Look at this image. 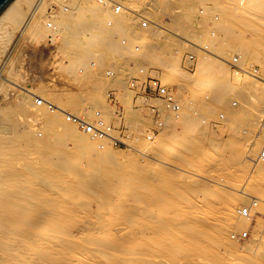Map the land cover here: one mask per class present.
Instances as JSON below:
<instances>
[{"label":"bare ground","instance_id":"1","mask_svg":"<svg viewBox=\"0 0 264 264\" xmlns=\"http://www.w3.org/2000/svg\"><path fill=\"white\" fill-rule=\"evenodd\" d=\"M22 1L27 11L17 8ZM147 1L129 0L127 6L114 2L116 6H113H121L123 11L128 4L147 9ZM158 1L164 8L182 6L187 0ZM243 1L240 7L244 9L220 10L228 19L229 26L217 28L226 33L223 40L231 43L209 40L207 45H212L216 54L209 53L215 56L216 61L210 63L207 60L199 67L197 76L191 78L180 69L179 52L169 60L163 54L154 53L153 61L142 67L143 72L149 73L150 65H154L162 72V83L175 82L182 92L178 82L183 80L189 87L197 89L195 92L201 96L206 91V94L216 93L218 102L233 93L243 113L257 120L264 111V42L260 38L264 41V0H248L247 5L246 0ZM55 3L60 4V0H16L0 18V29L4 23L16 29L23 26V33H36L41 37L48 29L35 15ZM98 5L92 0L82 3L71 0L69 6L72 11L69 13L72 18L68 20L63 14L55 21L57 29L53 32V39H63L68 46L64 53L68 68L73 67V53H88L89 45H95L100 38L95 27L90 28L89 36L83 31L75 32L71 21L80 20L88 13L95 16ZM104 8L111 10L109 6ZM189 16V13L183 14L184 19ZM116 22L123 26L129 20L121 16ZM235 23L248 26L246 31L251 33V39L241 36L244 30L234 27ZM8 25L2 35H11ZM196 31L197 27L185 28V32L190 34ZM39 37L35 38L38 40ZM142 40L144 45L160 44L158 33L153 30ZM186 41L188 45H196ZM135 49L139 51L137 47ZM231 50L238 54L241 66H260L263 78L238 73L234 84L231 83L229 66L222 58L227 57ZM6 51L7 48L0 49L2 54ZM22 90L24 92L15 108L0 110V264H225V261L231 264H264V239L262 244L256 242L255 232L243 250L246 253L257 252L256 259L241 254L240 247L227 239L231 229L245 228L251 224L255 213L264 209L257 202L249 219L238 216L239 207L251 200L250 193L264 198V165L258 156L264 144V122L255 136L242 144L237 143L240 134L237 118L241 113L232 112L229 108L224 111L229 112L228 123L233 131V140L223 142L220 148L242 154L241 157L232 154L228 163L245 162L247 165L243 177L240 175L241 179L234 184L227 182L224 174H217L219 169L227 166L226 161L216 160L212 167H208L209 159L219 153L215 152L218 148H211L205 155L204 166L212 169L207 175L171 179L172 176H163L164 172L156 170V166L163 163L162 156L147 161L143 166L136 163L124 168L117 163L121 154L111 148L110 140L84 136L55 113L35 110L44 121L46 136L43 140L32 136L29 124H21L11 117L36 96V89ZM39 96L42 101V95ZM101 98V93L96 94L93 105L97 106ZM67 104L78 106L69 101ZM232 107H238V104L233 103ZM98 108L104 115V109ZM58 110L64 114L70 108ZM84 112L89 114L91 110L85 107ZM178 113H181L178 119L188 117L183 109ZM141 124L136 122L134 126ZM153 137L146 132L140 140L141 148L147 153L154 151L149 143ZM175 143L180 160L184 161L185 155L195 158L203 155L202 140H186L181 135ZM36 154L37 158L31 161L29 157ZM79 157L85 159L86 165L76 172L74 168ZM207 182L216 185L209 184L202 189L201 186ZM213 187L216 192L208 197Z\"/></svg>","mask_w":264,"mask_h":264},{"label":"rangeland","instance_id":"2","mask_svg":"<svg viewBox=\"0 0 264 264\" xmlns=\"http://www.w3.org/2000/svg\"><path fill=\"white\" fill-rule=\"evenodd\" d=\"M111 1L126 5L129 0ZM22 2L17 8L27 11L28 8L25 2ZM239 2V0H232L231 2H225V0H187L182 6L163 8L158 0H148L147 9H142L140 5L137 7L129 6L128 4V8L119 16L111 12L112 8L108 10L98 5L99 10L95 12V16L93 15L94 13H88L80 20L76 21L73 19L74 21H71L72 29L75 32L81 33L83 31V34L89 36L90 28L95 27L97 29L96 33H99L100 38L95 45H89L88 53H83V55L73 53V67L70 68L67 67L68 64L66 62L68 59L64 55L68 50V46L65 45L63 39L54 40L51 30L47 28L48 31H45L39 37L36 33H23V26L19 27L20 29H16L4 23L5 25L3 24L0 29V36H3L0 39V49L7 48V51L4 54L0 53V61H2L0 68V110L15 108L20 95L24 92L22 88L36 89L34 90L36 96L31 99L28 106H25L23 110L16 111L11 117L21 124H29L32 136L36 135V138L43 140L46 136L43 129L44 121L40 116L36 115L35 110H45L49 114H57L61 119L72 124L78 133L84 135L83 130L67 120L66 114L94 122L97 119L96 114L100 112L98 107H102L105 112L104 119L112 127L113 137L116 140V142L111 140L109 145L115 152L121 154L117 163L122 167L130 168L136 163L138 166H143L147 161L149 162L151 159L162 156L163 163L156 166L157 171L164 172L163 176H172L171 179L178 176H183L186 179L188 177L189 179L194 174L200 177L207 175L212 170L208 167H212L216 160H222L226 161L227 166L219 169L217 174H224L227 182L234 184L236 180L241 179V176L243 177L247 165L245 162L238 164L229 161L228 163L227 161L233 155L241 157L242 154L233 153L234 151L228 148L226 150L220 148L224 144L223 142L233 140V137L231 138L233 131L228 123L229 112L224 111L229 108L232 112L238 111L239 114L241 113L237 118L240 129L237 143L241 144L259 132L261 123L264 122V111L257 120H252L246 113H243L244 110L239 100L233 96V93H229L226 99L218 102L215 96L216 93L206 94V91L202 93L205 95L201 96L200 93L195 92L197 89L189 87L185 81L181 80L182 82L178 83L183 89L182 92H179L175 82L172 84L176 88L177 93L179 92L181 109L184 112L186 111V114L188 113V117L178 119L181 113L176 115L175 113L165 112L161 103L152 102V105L160 110L159 116H156L152 113L149 105L132 91L131 82L139 78L140 74H145L142 67L149 65L153 61L152 55L154 53L163 54L165 59L169 60L176 52H179L177 56H180V69L191 78L197 76V71L207 60L210 63L216 61L215 56L209 53L210 51L216 54V51L212 45H207L208 41L221 40L228 43L230 41L223 40L226 38V33L223 29L217 28H221L223 25L229 26L228 19L220 10L225 8L244 9V7H240ZM63 5H65L63 0H60V4L55 3L53 5L59 8L55 21L58 16L63 14L67 15L66 19L68 20L72 18L70 13L62 11ZM221 5L223 7L220 8ZM33 7L27 12V17ZM198 8L203 9L204 14L197 13L196 10ZM47 9L46 7L45 11L41 12L42 14H38V18L36 17L44 27H47L45 24ZM185 13L190 14L187 19L183 17ZM136 14L146 17L160 27L152 25L148 30H142L139 27ZM121 16L127 17L129 20L127 25L117 24L116 19ZM109 20H113L115 23L112 29L107 27ZM6 25L10 29V36L2 35ZM189 26L197 27V31L194 34L185 32V28ZM233 26L237 29H243L244 31L240 35L251 39V33L246 31L249 29L247 28L248 26L244 27L241 23H235ZM152 30L157 31L160 44L148 45L147 43V45H144L142 37ZM35 37H39L38 40ZM260 38L264 42L263 38ZM123 40L127 41V45L122 44ZM186 40L196 45H188ZM136 47L139 51H136ZM74 52L78 51L75 50ZM86 55L88 58L84 59L83 57ZM222 58L227 61L231 74L230 82L233 84L238 73L263 78L260 66L252 65V67L248 64L241 66V59L234 50H231L227 57ZM150 66L151 76L160 79L162 72L154 65ZM4 70H6V73H4ZM109 71L115 72V78L106 76ZM98 93L102 94V98L95 106L92 101ZM39 95H42V101H46L45 105H37L38 101H41V96ZM47 101L53 105V109H49ZM67 101L71 104L77 103L78 106H71L67 104ZM233 103H237L238 107H232ZM229 104L230 106L227 107ZM64 107H68L70 110L64 114L58 113V108ZM85 107H89V110H91L89 114L84 112ZM92 107H96L95 110H92ZM220 116H223L224 120ZM136 122H141L142 124L135 127ZM145 131L154 135L153 139L149 141L154 149L152 153H147L140 145L142 137L146 133ZM181 135L186 140H202L204 143L203 155L199 158L185 155V160H180L177 156L175 142L178 138H181ZM84 136L88 137L86 134ZM213 141L218 143H212ZM69 146L72 147V144ZM211 148H218L215 152L219 153L209 159L208 167H205V155ZM261 149L262 147L259 149L258 156ZM43 154L41 153L40 156H43ZM36 158L37 154L29 157L31 161ZM73 160H76V157ZM84 165H86V161L81 157L74 171L79 172ZM163 176L160 177L162 178ZM237 177L239 178L237 179ZM209 184L208 182L206 185L204 183L201 188H207L212 183ZM215 192L213 187L208 197H212ZM250 194L251 200L247 205L240 206L239 210L244 208L252 210V207L257 202L264 206L263 197L254 193ZM258 220L260 222L259 226ZM253 232H255L256 242L262 244L264 239V209L255 213L251 224L245 228L240 230L231 229L228 232L227 239L231 242L234 241L233 243L240 247L241 254L247 258L256 259L257 252L246 253L243 250L250 243ZM244 233L247 234V237L241 239L240 236ZM233 236L236 239H233ZM225 264L231 263L225 261Z\"/></svg>","mask_w":264,"mask_h":264},{"label":"built area","instance_id":"3","mask_svg":"<svg viewBox=\"0 0 264 264\" xmlns=\"http://www.w3.org/2000/svg\"><path fill=\"white\" fill-rule=\"evenodd\" d=\"M51 0H40V2H46ZM65 2V5H63V10L66 13H69L72 11V7L69 6V1L71 0H63ZM76 3H82L84 0H74ZM97 3H99L102 7L112 8V12L119 16L123 13V9H121V6H117L116 8L113 6V4L116 6L115 1L111 0H92ZM232 0H225V2H231ZM240 5H243L244 1L239 0ZM116 4H115V3ZM247 2V0H246ZM54 4L50 5L46 11L45 15V23L49 30L52 32L56 31L55 26V18L57 14L59 13V8L57 6H53ZM197 13L203 14V9L198 8L196 10ZM39 13H37L35 16H37ZM136 19L139 21V27L142 30H148L152 25L160 27L159 25H156L152 23L149 19L146 17L136 14ZM115 23L113 20H109L107 22V27L109 29L114 28ZM123 45H127V41L123 40ZM138 50V48H137ZM192 60V58H191ZM187 69V68H186ZM188 70V69H187ZM152 72V71H151ZM150 73L140 74V77L137 79H134L131 82V89L136 93V95H139L141 99L149 105V108H151V111L154 115L159 116L160 110L152 105V102L161 103L164 107L165 112L175 113L181 111V102L177 93L176 88H174L172 82L169 83H162V81L159 78L152 77ZM106 76L108 78H115V72L109 71L106 73ZM48 104V103H47ZM38 105H45L44 101H38ZM49 109H53V105H49ZM67 119L69 122L73 123L75 126H78L79 129L83 130V132L94 138V139H107V140H113L116 142L115 138L113 137L112 133V127L105 121L103 118L101 112H98L96 114L97 119L94 122H88L82 118L74 117L69 114H66ZM260 162L264 165V145L262 146V149L260 151L259 155ZM238 215L249 219L251 217V210L244 208L240 209L238 211ZM247 237V234L244 233L240 236L241 239H244ZM233 239H236L235 236L232 237Z\"/></svg>","mask_w":264,"mask_h":264},{"label":"water","instance_id":"4","mask_svg":"<svg viewBox=\"0 0 264 264\" xmlns=\"http://www.w3.org/2000/svg\"><path fill=\"white\" fill-rule=\"evenodd\" d=\"M16 0H0V18Z\"/></svg>","mask_w":264,"mask_h":264}]
</instances>
